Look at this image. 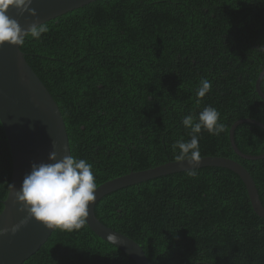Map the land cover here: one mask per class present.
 Masks as SVG:
<instances>
[{
    "label": "trees",
    "instance_id": "trees-1",
    "mask_svg": "<svg viewBox=\"0 0 264 264\" xmlns=\"http://www.w3.org/2000/svg\"><path fill=\"white\" fill-rule=\"evenodd\" d=\"M25 38V60L58 106L70 154L93 165L97 187L177 161L172 144L190 139L182 120L216 108L225 131H202L201 157L234 160L252 177L264 207V159L245 160L231 125H264L255 83L264 70V0H98ZM212 83L202 99L201 79ZM264 94V75L260 80ZM237 149L264 154V130L240 124ZM191 171V170H190ZM167 175L112 192L94 214L143 250L148 264H264V219L244 184L223 168ZM12 161L0 124V214ZM23 264H135L85 225L54 230Z\"/></svg>",
    "mask_w": 264,
    "mask_h": 264
},
{
    "label": "water",
    "instance_id": "water-1",
    "mask_svg": "<svg viewBox=\"0 0 264 264\" xmlns=\"http://www.w3.org/2000/svg\"><path fill=\"white\" fill-rule=\"evenodd\" d=\"M98 0H32L31 8L36 16L27 12L21 14L16 9H9L10 18L17 20L22 29L38 22L44 24L61 15L79 9ZM264 70L255 83L257 95L264 101L260 90V80ZM0 123L10 150L12 161L11 184L3 210L0 214V233L9 230L27 218L16 201L18 190L33 164L53 163L48 157L51 152L62 159L70 154L69 141L57 104L43 83L27 64L20 46L4 44L0 46ZM240 124H250L264 130V125L252 119H239L229 130L230 146L239 158L245 160L264 159V154L249 156L241 153L234 142V131ZM223 168L239 177L245 186L253 212L264 219V207L260 202L255 183L238 162L222 157H202L200 168ZM192 170L187 161L168 162L161 166L109 180L97 187L96 200L89 206L86 225L100 240L109 243L126 254L135 264H148L141 247L127 236L113 231L97 220L94 214L96 203L104 196L128 186L150 181L167 175ZM14 186V190L12 186ZM54 230L45 228L40 222L28 219L14 235L9 231L0 234V264H23L45 244ZM112 234L117 239L108 240Z\"/></svg>",
    "mask_w": 264,
    "mask_h": 264
},
{
    "label": "clouds",
    "instance_id": "clouds-1",
    "mask_svg": "<svg viewBox=\"0 0 264 264\" xmlns=\"http://www.w3.org/2000/svg\"><path fill=\"white\" fill-rule=\"evenodd\" d=\"M31 4L32 0H0V46H22L27 36L38 40L48 31L47 26L38 22L24 30L17 20L8 15L9 9L14 8L21 14L27 12L36 16ZM211 89L212 83L206 78L201 79L196 91L197 102ZM182 123L190 130V139L177 140L172 144V150L177 153V161H187L192 168L189 175L196 176L195 167L202 159L199 134L207 131L210 135L219 136L225 131V125L220 122L218 110L212 106L204 107L198 115L185 116ZM48 159L53 163L33 164L31 172L24 177L20 188L15 191L16 201L22 205L21 210L27 213V218L10 230L5 228L0 234L11 231L14 235L28 219L40 222L47 229L68 232L81 229L87 222L89 206L96 200L97 192L93 165L72 155L58 160L55 152H51ZM12 188L14 190L15 187ZM107 239L117 238L110 234Z\"/></svg>",
    "mask_w": 264,
    "mask_h": 264
}]
</instances>
